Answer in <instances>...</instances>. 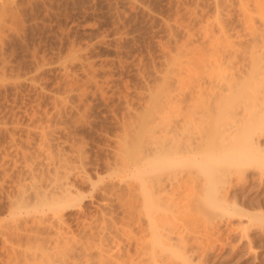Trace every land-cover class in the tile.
<instances>
[{"label":"rangeland","instance_id":"374dc122","mask_svg":"<svg viewBox=\"0 0 264 264\" xmlns=\"http://www.w3.org/2000/svg\"><path fill=\"white\" fill-rule=\"evenodd\" d=\"M2 3L16 11L15 21L12 20L14 24L9 22L13 25L8 26L10 28L7 27L2 36L0 70L6 74L5 82L9 81V85L17 82L21 87L16 90L11 85V90L9 86L0 92L1 118L9 125L12 122L15 123L12 125L39 123L50 129L48 137L52 142H47V145L55 157L64 158V164L61 163L57 169L52 167L49 175L52 180H60L58 185L61 183L63 187L58 191L67 192L75 201L64 211V230L68 234H76L84 244L93 245L86 255L92 258V263L98 262L99 252L108 248L116 251L115 246L125 241L119 228L123 219V202L125 198H136L139 194L133 166L141 149V116L148 113L150 94L163 83L161 72L166 55L185 39L183 28L173 27V33L168 26L182 22L194 32L191 39L186 33V55L190 56L194 53L189 51V47H194V50L197 46L207 48L201 33L204 24L208 23L217 32L219 20L227 31L233 32L237 52L233 53L232 59L228 58L232 60L231 64L226 61L218 73L207 74L222 78L232 70L234 87L225 91V96L216 104L210 100L211 93L197 97L193 103L188 99L189 105L186 103L190 108L186 107V110L191 113L187 114L190 121L187 119L186 137L191 141L194 137L196 141L202 133V141L198 142L201 151L197 154L201 168L196 164L190 165H196L199 172L201 170V180L204 176V180L211 176L209 178L214 180L211 183L214 182L218 189L213 192L214 185L213 188L208 185L211 192L219 191L223 207L228 205V209L223 210L229 211L224 212L220 207L216 209L218 206L213 204L208 207L206 201H202V198L217 196L216 193L207 195V180L204 185L196 180L186 182V198L191 201L199 199V209L194 207L196 212L186 213V219L191 218L186 222L192 223L195 227L192 232L197 233L192 235L186 249L189 259L186 258V264H264V55L260 51L262 47L259 48L260 53L255 49L263 41L261 37L250 34L251 23L246 22L240 7L241 0H220L219 17L216 16L214 0H0V5ZM247 3L252 5L251 0ZM255 22L261 26L258 19ZM72 56L82 57L83 63L71 65L70 77L55 69L57 61L70 64L67 59ZM206 61L203 59L202 63ZM251 64L252 68L257 67L256 71L253 70L254 75ZM29 77H35L47 92L68 97V106L64 108L58 103L53 108V96L36 92L32 85L27 84ZM207 102L212 109L205 104ZM39 109L47 110L53 118L31 122L30 116L37 114ZM202 112L205 116L208 113L206 119ZM195 119L193 124L191 120ZM204 131L206 137L203 136ZM16 132L19 144L26 145L25 132ZM0 137V142L6 144L7 136L6 139L3 135ZM212 137L214 142L217 141L215 144ZM236 139L241 143L245 141L243 149L246 155L241 153L242 145ZM229 145H238L241 149L236 146L238 149L234 147V153H231L229 149L232 146ZM234 149L242 150L239 152L242 155ZM238 155L242 159L239 160ZM9 188L8 185L5 187V196ZM198 210L208 213L200 211L198 217ZM91 226L93 230L101 226L107 228V237L105 233L100 236L88 233ZM196 235L199 236L198 242ZM76 256L79 263L83 259L82 262L85 261V257L82 258L85 255Z\"/></svg>","mask_w":264,"mask_h":264},{"label":"bare ground","instance_id":"6f19581e","mask_svg":"<svg viewBox=\"0 0 264 264\" xmlns=\"http://www.w3.org/2000/svg\"><path fill=\"white\" fill-rule=\"evenodd\" d=\"M214 1L217 8L216 16L219 17V13H221V7L219 4L220 0ZM251 3L252 5L249 6L247 0H241L240 7L243 11L246 22L251 23L250 34H252L254 37H261L260 39L263 41L262 42L260 40L263 44H260L257 48L255 47L258 53H260V47H262L260 51L264 52V0H251ZM14 10L15 8L8 6L6 3H2V5H0V47L2 45L3 33L8 26L12 27L14 24L12 21L15 19ZM256 19L259 20V24H261L260 27L256 25ZM9 22H12L13 24ZM208 22L211 23L210 20ZM221 23L222 22L218 20L219 28L217 32H215V30L212 29L208 23L203 25L201 33L203 40L207 42V48H197V46L194 50V47H189V51L191 50L190 52L194 53L192 56L186 55L188 53H186V33L188 38L191 39L194 32L192 33L190 29L186 27V24H183L182 22L181 24L174 23V26H168V29H172L173 31L175 30L173 27L179 29L183 28V34L185 32V39L180 41L176 45L175 49L169 51L166 55L163 63L164 70L161 72L163 83L159 89L157 88L154 93L150 94L151 97L149 100L148 113H145V115L141 116L142 122L140 123L141 126L139 131L141 149L139 150L138 159L136 162H134L135 164L133 166L135 167L133 173L136 174L135 176L137 177V187H139L137 188V191L139 189V194L136 198H125L123 202V219L119 228L121 227L120 230L122 229L123 231L122 233L125 236V241L122 243V245L120 243V245L115 246L117 247V250L115 248L116 251L108 248L101 253L99 252L100 257L96 263H92V258L90 259L88 256H86L89 254L88 251L90 250V246L92 247L93 245L91 243L90 245L87 242V244H84L79 240V238H77L78 236L76 237V234L73 232L68 234V231L64 230V211L69 209L70 206H73L75 201L73 202L74 199L69 198V195L66 194L67 192L62 193L58 191V189H61L60 187L62 186L61 183L58 185V181L60 180H52L51 175H49L50 169L52 167L57 169L61 163L64 164L62 161L64 158L62 157V160H60L59 158H61V156L55 157L49 144L47 145V142L50 144L52 142L51 139L49 140L50 137H48L50 129L48 128L49 130H47V127L39 123H37V125L30 124L31 126L28 123V125H12L15 123L10 121L12 124L9 125V122L7 123L5 119H2L0 114V136L3 135L5 139L6 136L8 138V141L6 140V144L5 142L4 144L0 142V264H186V258L188 257L186 255V249L191 242L190 239L192 235L195 236V234H197L196 232L194 234L192 232V230L195 228L194 225H192V223L189 224V222H186V213L196 212L199 201V199L196 198V200L193 201L186 198V182L188 180H192L193 182L196 180L198 183L200 182L204 185L205 181L207 180V186H216L214 182H212L213 184L211 183L213 180L212 178H209L211 176L207 177L208 179L206 180H204V176L201 180L200 173L202 174V172L201 170L199 172L197 169L201 168L198 165L200 162L198 161L200 157L198 158L197 154L201 151L199 149L200 146L198 142L201 140L202 133L200 134V139H197L196 141H194L195 139L193 136V139L191 138L193 141H191L189 137H186V126H188L186 125L188 124L187 114H191L189 113L190 108L188 107L189 104L187 102L192 100L190 103H193V100H196L197 97H202V95L205 93H211L212 96L209 94L211 96L210 100L212 99L211 102L215 101L213 103L216 104L217 100L220 101V99L225 96V91H230L235 84L233 79L235 75L233 76L234 72L232 70L229 72L228 76H222V78H220L221 76L218 78L217 75L213 77L207 74L213 71H217L218 73L222 69V64L226 61H228V64H231L232 60L229 59H232L231 57H233V53L236 51L234 39L232 37L233 32L231 34ZM10 27H8V29ZM256 46H258V44ZM263 52L261 54L264 55ZM75 55L78 56L79 54L77 55L76 53ZM82 55L83 54H81V56ZM76 56L70 57V60L67 59L70 64H68L67 61H57L58 63L56 62V65H54L55 69L62 72L63 75L65 74L70 77L71 74H69V71L71 65L83 63L82 57L81 59H78L80 55L78 57ZM262 57L263 56H261L259 59L261 60ZM203 59L207 61L202 63ZM51 65H53V62ZM230 66L232 68V65ZM252 66L253 64H251L250 68L252 69L251 71L253 73V70L256 71L255 69L257 67L254 66L255 68H252ZM261 66L262 65H260V67ZM89 69L90 68L88 67V71H90ZM36 71V73H38L39 68ZM251 71L249 69L250 74H252ZM262 74L264 73L262 72ZM256 75L257 74L255 72V76ZM5 76L6 74L1 71L0 92L3 91L2 89H7L9 86L11 87V85H13L16 90L21 87L19 86L20 83L17 85V82L15 84L13 83L9 85V81L8 83L7 81L5 82ZM29 78H27L28 80H25L28 81L27 84L33 86V89L36 90V92H38L40 95L53 96L55 99L53 108L57 107L58 103L64 105V108L66 105L68 106V97L58 95L59 93H49L46 91L45 86H43L42 83L35 81V77H33V79ZM17 81H19V79ZM11 89L12 87L10 90ZM215 90H218L219 92H216ZM199 102L204 104L205 100L204 102ZM186 103L188 104L187 106ZM201 103H199V106ZM209 103L207 102L205 104L210 107ZM186 107L189 108V111L186 110ZM200 107H202V105ZM211 107L210 109H212ZM204 108L206 110L208 107L206 106ZM41 110L42 109H39L37 114H32L33 116H30L29 119L31 122L42 121L44 118H53L49 116L50 113L48 114L47 110ZM60 110L61 109L56 111ZM205 110L203 109L204 112ZM186 111L188 113H186ZM54 112L55 110L53 113ZM203 116L206 119L205 113ZM190 117L193 118V116H189V118ZM191 121L194 124L196 119ZM201 121L203 122V120ZM48 127H50V125ZM189 127L191 126L189 125ZM16 131L19 133L23 132V134L25 132L27 140L26 145L22 146V144H19V136H17ZM205 135L206 134L204 131L203 136L206 137ZM213 138L214 137H212V141L214 142ZM226 139L228 140V138ZM239 141L241 143V140ZM216 142H214V144ZM229 142L230 141H228V144L231 143ZM244 142L245 141H242L241 143L242 149H245ZM209 143L210 141H208V144ZM231 146L232 145H229V147ZM236 146L238 148L241 147L238 145ZM236 146H232L231 149H229L231 153H234L232 149ZM244 149L243 151H237L236 149L234 150L238 154H241L245 152ZM210 153H213L214 155V152ZM244 154L246 155V152ZM241 155H238V157H241ZM240 157L239 160L242 159ZM208 158L210 157L208 156ZM190 164H196L198 167L196 168V165H192L194 167L193 168ZM204 174L206 175V173ZM7 185L10 188L7 189L9 191L5 196V187ZM211 187L208 189L210 193L207 190V195L212 193L211 190L213 187ZM216 188L217 187H215V189L213 188V192L218 190ZM215 193L217 196L210 198L211 196L209 195V198H202V201H206L205 203L208 204V207L210 204H213L215 207L218 206L216 209L220 207L219 209L223 210L225 207H223L224 201L219 197V191ZM215 193H212V195L214 196ZM221 201H223V203ZM227 206L228 205H226V208L224 209H228ZM200 211L201 210H198L197 212L198 217L201 215L199 214ZM207 213L208 212H206V214ZM239 213L243 214L242 211ZM104 226L99 228L95 227V230H93V226H91V228H89L91 230H88V233H91V235L97 234L100 236L102 233L107 231V228ZM116 230L114 229V231ZM104 235H106V233ZM198 237L199 236H197L196 239ZM101 239H103V237H101ZM196 241L198 242L199 240L197 239ZM111 242H114V240ZM97 244L101 245L100 243ZM132 245L134 246L135 250L133 252H131ZM77 254H80V256L81 254L85 255L82 256V258L85 257V261L82 262L84 260L83 259L79 263L76 256Z\"/></svg>","mask_w":264,"mask_h":264}]
</instances>
